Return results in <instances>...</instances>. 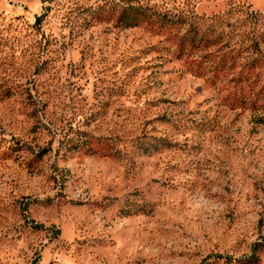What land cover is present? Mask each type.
Segmentation results:
<instances>
[{
	"label": "rangeland",
	"instance_id": "obj_1",
	"mask_svg": "<svg viewBox=\"0 0 264 264\" xmlns=\"http://www.w3.org/2000/svg\"><path fill=\"white\" fill-rule=\"evenodd\" d=\"M193 29L217 45L180 54ZM224 44L264 53V0H0V264H264V120L212 78Z\"/></svg>",
	"mask_w": 264,
	"mask_h": 264
},
{
	"label": "trees",
	"instance_id": "obj_2",
	"mask_svg": "<svg viewBox=\"0 0 264 264\" xmlns=\"http://www.w3.org/2000/svg\"><path fill=\"white\" fill-rule=\"evenodd\" d=\"M119 19L124 27L144 24L158 32L167 31L172 22L165 14L137 6L121 9ZM212 45L217 44L193 29L181 36L178 52L204 50ZM223 48L217 47V53L211 59L209 54L204 55L209 58L204 59L210 62L212 78L230 74L228 82H233L238 92V97L232 99V105L246 107L264 120V53L250 55L245 49L230 44H224Z\"/></svg>",
	"mask_w": 264,
	"mask_h": 264
}]
</instances>
